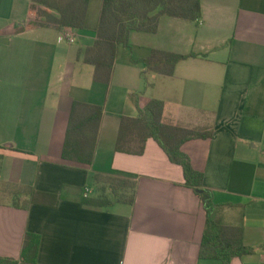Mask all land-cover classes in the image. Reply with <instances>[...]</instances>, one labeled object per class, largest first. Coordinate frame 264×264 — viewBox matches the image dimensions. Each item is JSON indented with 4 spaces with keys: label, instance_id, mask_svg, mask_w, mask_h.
I'll return each mask as SVG.
<instances>
[{
    "label": "crops",
    "instance_id": "crops-1",
    "mask_svg": "<svg viewBox=\"0 0 264 264\" xmlns=\"http://www.w3.org/2000/svg\"><path fill=\"white\" fill-rule=\"evenodd\" d=\"M103 2L90 0L79 30L36 23L33 0H0V188L10 187L0 190V259L20 260L30 233L37 263L20 264H223L199 255L207 214L183 167L153 138L142 154L115 149L122 118L162 99L166 123L212 132L182 150L213 193L215 221L255 250L230 264H264V0H202L199 21L162 15L156 33L120 47L110 84L84 60ZM154 50L194 55L169 76L147 69ZM75 102L104 109L88 166L63 158ZM118 171L138 175L134 205H85L96 175Z\"/></svg>",
    "mask_w": 264,
    "mask_h": 264
},
{
    "label": "trees",
    "instance_id": "trees-1",
    "mask_svg": "<svg viewBox=\"0 0 264 264\" xmlns=\"http://www.w3.org/2000/svg\"><path fill=\"white\" fill-rule=\"evenodd\" d=\"M40 8L37 22L47 26L84 29L90 0H33ZM56 11L53 16L50 11ZM171 15L199 21L203 16L202 0H104L97 38L84 53L86 63L94 65V80L110 84L113 69L121 46L131 44V34L137 31L156 33L162 15ZM194 54H175L170 51L154 50L144 60L151 72L168 74L176 70L177 64ZM166 102L162 99L149 100L140 109L138 117L124 116L120 124L116 151L130 154H142L148 139H155L166 151L173 163L183 167L185 186L192 188L202 199L205 208L206 228L202 238L200 257L219 259L230 264L234 257L251 254L255 250L243 242V230L238 227L221 226L214 219L216 205L213 193L203 185V172L196 170L191 158L182 150V145L193 139H208L211 131L187 129L168 124L163 120ZM104 114L103 106L75 102L68 123L64 141L63 158L84 165H91L95 159L99 138L100 123ZM2 155H0V158ZM138 175L128 172H114V176L96 175L95 195L84 198V204L95 208H104L116 203L134 205L137 197ZM29 195L52 197L53 205H58L56 194H44L30 189ZM30 202H36L31 198ZM39 237L28 233L25 237L21 259H0V264H20L21 261L37 263Z\"/></svg>",
    "mask_w": 264,
    "mask_h": 264
},
{
    "label": "built area",
    "instance_id": "built-area-1",
    "mask_svg": "<svg viewBox=\"0 0 264 264\" xmlns=\"http://www.w3.org/2000/svg\"><path fill=\"white\" fill-rule=\"evenodd\" d=\"M36 21L37 22H40V21H43V19L41 18H36ZM72 30L71 29H67L65 32H64V35L63 37L65 39H67L69 42L73 43L75 41V37H74V34L71 32Z\"/></svg>",
    "mask_w": 264,
    "mask_h": 264
},
{
    "label": "rangeland",
    "instance_id": "rangeland-1",
    "mask_svg": "<svg viewBox=\"0 0 264 264\" xmlns=\"http://www.w3.org/2000/svg\"><path fill=\"white\" fill-rule=\"evenodd\" d=\"M36 8L38 9V12H39V10H40V5H36ZM1 187H2V189H3V190H1V188H0L1 191H4V189H10V187L4 186V185L1 186ZM0 194H1V193H0Z\"/></svg>",
    "mask_w": 264,
    "mask_h": 264
}]
</instances>
